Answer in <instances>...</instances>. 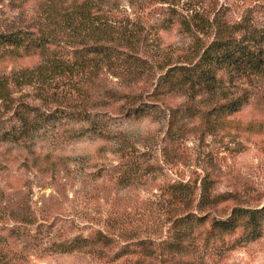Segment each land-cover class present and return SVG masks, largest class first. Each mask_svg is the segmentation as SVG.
Returning a JSON list of instances; mask_svg holds the SVG:
<instances>
[{
    "label": "rangeland",
    "instance_id": "1",
    "mask_svg": "<svg viewBox=\"0 0 264 264\" xmlns=\"http://www.w3.org/2000/svg\"><path fill=\"white\" fill-rule=\"evenodd\" d=\"M235 23L262 72L210 52L205 88ZM0 33V264H264V0H0Z\"/></svg>",
    "mask_w": 264,
    "mask_h": 264
},
{
    "label": "trees",
    "instance_id": "2",
    "mask_svg": "<svg viewBox=\"0 0 264 264\" xmlns=\"http://www.w3.org/2000/svg\"><path fill=\"white\" fill-rule=\"evenodd\" d=\"M85 0H82L84 3ZM47 18L51 17L49 13L46 14ZM94 18V32L96 36L103 34H110V30L107 27H102L100 24L101 16L97 14H93ZM239 26V23H235L230 25V29L228 30L223 24H221L217 29V37L214 39L202 50L200 55L201 63L205 64V67L199 68L196 73V77L200 76L203 87L212 89L214 88V82L216 81L214 78V73L211 68L208 66V58L207 56L211 52L215 55L216 61L221 64V67L226 68L228 72V78L237 79L241 76H247L248 74H258L262 72L261 67L263 64V54L261 50L258 49L259 45L257 42L260 40L262 32L252 33L249 32V35L245 38L243 35L238 36V38H234L231 35V32H234L236 28ZM106 28V30H105ZM224 31L227 32L226 36H222ZM124 32L120 33V36L128 41L129 38L127 35L123 36ZM19 36H12L9 34H1L0 33V43L3 44H16L19 43ZM127 64L131 62L128 60H124ZM197 66L196 64L194 67ZM203 66V65H202ZM199 79V78H198ZM5 81V80H4ZM3 80L0 81V97L5 99L8 98V92L3 87L5 86ZM240 95H234L231 98L226 99V101L219 103L217 105V109H222L226 111L235 110L239 105ZM264 207V204L261 208ZM258 209L259 208H246V207H236L232 209V213L243 214L246 216V222L251 227V234L257 235L256 228L259 225L258 222ZM217 226H221L226 228L229 226V222L227 219L223 220H215Z\"/></svg>",
    "mask_w": 264,
    "mask_h": 264
}]
</instances>
